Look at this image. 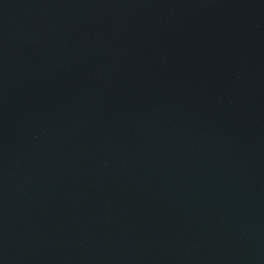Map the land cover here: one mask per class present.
Listing matches in <instances>:
<instances>
[{
	"label": "water",
	"instance_id": "obj_1",
	"mask_svg": "<svg viewBox=\"0 0 264 264\" xmlns=\"http://www.w3.org/2000/svg\"><path fill=\"white\" fill-rule=\"evenodd\" d=\"M0 264H264V0H0Z\"/></svg>",
	"mask_w": 264,
	"mask_h": 264
}]
</instances>
